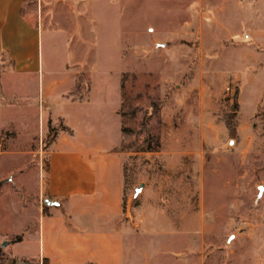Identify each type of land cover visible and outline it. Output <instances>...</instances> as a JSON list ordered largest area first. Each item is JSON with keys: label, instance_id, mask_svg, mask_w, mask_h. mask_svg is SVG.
Here are the masks:
<instances>
[{"label": "rangeland", "instance_id": "1", "mask_svg": "<svg viewBox=\"0 0 264 264\" xmlns=\"http://www.w3.org/2000/svg\"><path fill=\"white\" fill-rule=\"evenodd\" d=\"M37 1L43 49L50 35L60 41L87 80V112L103 119L112 135L127 129L124 210L129 202L132 264H264V42L243 41L256 64L241 65L237 52L225 56L224 0H126L134 34L144 37L133 45L119 31L103 34L95 17L101 0H67L66 7ZM150 28L159 29L163 43L152 46V64L144 55L126 65V52L142 55L148 48ZM121 102V116H111ZM43 108L37 96L16 104L20 115L6 121L14 127L0 131V247L8 243L2 264H35L14 261L8 247L18 237L13 231L37 226L43 203L28 197L46 166L48 135L64 129L50 126L47 136L38 131ZM27 134L38 137L33 142ZM142 184L149 186L147 199L136 193ZM150 207L164 210L153 216Z\"/></svg>", "mask_w": 264, "mask_h": 264}, {"label": "crops", "instance_id": "2", "mask_svg": "<svg viewBox=\"0 0 264 264\" xmlns=\"http://www.w3.org/2000/svg\"><path fill=\"white\" fill-rule=\"evenodd\" d=\"M67 3V0L55 1L56 6L66 7ZM69 7L74 10L76 5L73 2ZM130 7L126 0L97 3L95 17L102 20L100 29L106 37L119 31V36H124L131 45L135 40H143V35L134 34L133 17H128ZM222 7L225 56L237 52L241 65L256 64L257 55L251 57L249 45L243 41L264 42V0H224ZM42 21V3L38 4L37 0H0V131L14 127L12 123L6 125V121L20 115L14 111L16 104L26 103L34 96L44 105L37 120L38 131L47 136L50 126L64 127L48 135L50 141L45 143L42 153L46 166H40L33 196L28 197L43 203L37 226L28 232L11 231L23 239L8 247L9 255L14 261L35 264H132L134 244L128 221L129 202L124 210L129 154L121 150L123 128L112 135L103 119L87 112L91 106L82 103L83 99L91 101L90 91L87 93L85 88L87 80L80 76L61 49L60 41L52 35L45 44L47 57L43 60ZM150 31L148 48L142 55L126 52V65L135 64L136 58L144 55L148 64H152V46L163 43L159 29L150 28ZM230 41L239 44L230 46ZM226 57L228 66L230 59ZM178 65L173 62V66ZM129 72L127 67L122 75ZM119 84L123 87L122 80ZM117 86L115 82V98L121 94ZM2 101L8 105L3 106ZM121 104L110 109L111 116H121ZM21 118L27 125L28 112L21 113ZM37 137L27 134V140L33 142ZM148 189L146 185L139 198L147 199ZM46 200L54 204L46 205ZM162 209L150 207L148 212L160 216Z\"/></svg>", "mask_w": 264, "mask_h": 264}, {"label": "water", "instance_id": "3", "mask_svg": "<svg viewBox=\"0 0 264 264\" xmlns=\"http://www.w3.org/2000/svg\"><path fill=\"white\" fill-rule=\"evenodd\" d=\"M1 187H2V184L0 185V190H1ZM144 187H145V185L142 184V185L136 190L137 195H139V194L142 192V190L144 189ZM45 204H46V205H53L54 203L51 202L50 200H46V201H45ZM7 245H8V243H7V242H4V243L2 244V246L0 247V251H1L2 248H5ZM0 264H2L1 259H0Z\"/></svg>", "mask_w": 264, "mask_h": 264}, {"label": "trees", "instance_id": "4", "mask_svg": "<svg viewBox=\"0 0 264 264\" xmlns=\"http://www.w3.org/2000/svg\"><path fill=\"white\" fill-rule=\"evenodd\" d=\"M122 131H123V133H125V132L127 131V129L123 128ZM231 133H234V131H233L232 129H231ZM125 149H126V148H124L123 145H122L121 150H122V151H125ZM149 151H150V150H149ZM22 239H23L22 236H18V237H16V239L14 240V243L21 242ZM0 259H1V256H0ZM45 264H47V263L45 262Z\"/></svg>", "mask_w": 264, "mask_h": 264}, {"label": "built area", "instance_id": "5", "mask_svg": "<svg viewBox=\"0 0 264 264\" xmlns=\"http://www.w3.org/2000/svg\"><path fill=\"white\" fill-rule=\"evenodd\" d=\"M47 143V142H46Z\"/></svg>", "mask_w": 264, "mask_h": 264}]
</instances>
